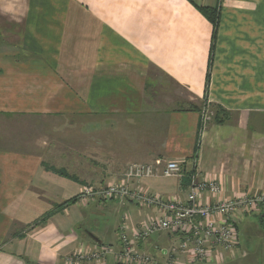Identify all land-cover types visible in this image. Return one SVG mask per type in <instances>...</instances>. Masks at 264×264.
I'll return each mask as SVG.
<instances>
[{"label":"crops","instance_id":"0c3cea01","mask_svg":"<svg viewBox=\"0 0 264 264\" xmlns=\"http://www.w3.org/2000/svg\"><path fill=\"white\" fill-rule=\"evenodd\" d=\"M194 1L218 8L216 31L190 0H0V122L20 120L0 124V264H71L117 246L120 225L96 230L98 198L28 225L86 187L125 183L133 163L179 162L181 176L130 183L170 200H187L194 175L221 187L201 202L264 195V0ZM233 216L226 257L171 262L169 234L139 248L159 264H264V205Z\"/></svg>","mask_w":264,"mask_h":264},{"label":"built area","instance_id":"2783aa9c","mask_svg":"<svg viewBox=\"0 0 264 264\" xmlns=\"http://www.w3.org/2000/svg\"><path fill=\"white\" fill-rule=\"evenodd\" d=\"M182 167L177 161L156 158L150 163H133L125 172V183H113L104 187H86L79 195L80 200H124L140 206L156 208L159 215L135 229L127 222L120 227L117 246H101L96 249L77 251L67 258L71 264L83 262L104 263L111 254L123 264H159L150 254L139 248L140 243L160 232L177 238L170 248V261L179 256H188L192 261H208L231 255L235 249L234 213L244 209H255L264 205V195H243L230 200L201 202L207 193L214 196L220 192L219 182L193 176L188 186L185 202L166 199L158 194L132 188V181H141L155 176H181Z\"/></svg>","mask_w":264,"mask_h":264},{"label":"rangeland","instance_id":"374dc122","mask_svg":"<svg viewBox=\"0 0 264 264\" xmlns=\"http://www.w3.org/2000/svg\"><path fill=\"white\" fill-rule=\"evenodd\" d=\"M194 1V0H193ZM195 2V1H194ZM196 3V2H195ZM203 6V5H200ZM184 97H187L185 99H189L188 94L186 92L183 93ZM2 127L5 128L7 125L10 127V125L18 123L19 121L17 118L9 117V118H3L2 119ZM16 128V127H14ZM7 129V130H6ZM5 130L7 131V135L10 139H15L17 135H15V131L7 127ZM4 130V131H5ZM19 136V135H18ZM56 168V167H55ZM58 168V167H57ZM63 169V168H62ZM79 200V197H78ZM124 200H119V199H114V200H106L103 202L104 204V209L102 213H99L98 215L94 216V218H97L99 224H98V229H96L98 232H103L105 230H109L110 232H113V234L116 232V229L118 228L117 226L120 225V227L127 222L130 226H133V228L138 229L142 227V223L137 224L138 222L142 221L139 219L138 216H143V212H146L147 214L151 213H156V208H150L148 206H140L132 202L126 201V203H123ZM120 227L118 228V234ZM96 231V232H97ZM162 234H168L167 232H160L158 234L153 235V239L158 238V235ZM171 236V235H170ZM252 239V238H251ZM242 240L244 241V247L251 252V256H255L256 258H261V255L255 250L256 246L251 245L252 242H258L257 238H254L252 240L248 239L247 236L243 233ZM175 244V243H173ZM177 244V242H176ZM248 260H246L245 263L247 264ZM261 261L259 262V264Z\"/></svg>","mask_w":264,"mask_h":264},{"label":"trees","instance_id":"16d2710c","mask_svg":"<svg viewBox=\"0 0 264 264\" xmlns=\"http://www.w3.org/2000/svg\"><path fill=\"white\" fill-rule=\"evenodd\" d=\"M191 2H193L198 8L199 10L212 22L215 31L218 27L219 24V20H220V13L217 7H212V6H200L197 5L193 0H190ZM195 109H198L197 107H195ZM201 111V109H199ZM219 112H217V115L215 116L216 118L218 117L219 113H223V117L221 118V120H219V122H223L225 120V118H228V113L227 111H225L224 109L220 108L218 110ZM46 168L53 170L54 172L62 175V176H66L72 179H77L74 175H71L69 172H67L66 170L62 169V168H55L49 165H46ZM78 201V197H75L73 199H70L60 205H56L53 209H51L50 211H48L47 213H45L43 216H41L39 219H37L35 222H33L32 224L28 225V228H34L37 226H43L45 225L49 219L57 214L58 212L63 211L66 207L75 204ZM264 223V222H263Z\"/></svg>","mask_w":264,"mask_h":264},{"label":"water","instance_id":"95a60500","mask_svg":"<svg viewBox=\"0 0 264 264\" xmlns=\"http://www.w3.org/2000/svg\"><path fill=\"white\" fill-rule=\"evenodd\" d=\"M91 234V233H90ZM92 235V234H91ZM93 236V235H92ZM95 238V240H97L99 242V239H97L95 236H93Z\"/></svg>","mask_w":264,"mask_h":264}]
</instances>
